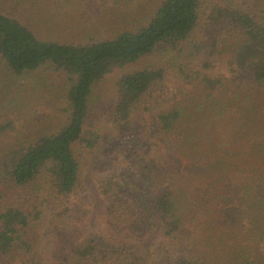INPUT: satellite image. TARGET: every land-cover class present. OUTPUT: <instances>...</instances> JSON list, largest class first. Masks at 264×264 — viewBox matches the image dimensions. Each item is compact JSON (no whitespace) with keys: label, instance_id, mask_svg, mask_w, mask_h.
Returning a JSON list of instances; mask_svg holds the SVG:
<instances>
[{"label":"trees","instance_id":"trees-1","mask_svg":"<svg viewBox=\"0 0 264 264\" xmlns=\"http://www.w3.org/2000/svg\"><path fill=\"white\" fill-rule=\"evenodd\" d=\"M263 2L208 13L203 0H160L141 23L80 42L39 35L33 0H0L1 73L48 68L66 82L65 108L45 133L33 137L10 117L0 122V264H264ZM202 20L210 34L193 43ZM154 53L174 59L117 81L113 120L124 166L100 181L99 230L76 228L63 206L79 188L75 147L94 146L86 139L94 90ZM215 57L226 75L209 73ZM164 65H176L185 84L172 86ZM27 85L21 104H29ZM79 201L71 205L82 221ZM153 234L155 254L142 246Z\"/></svg>","mask_w":264,"mask_h":264},{"label":"rangeland","instance_id":"rangeland-1","mask_svg":"<svg viewBox=\"0 0 264 264\" xmlns=\"http://www.w3.org/2000/svg\"><path fill=\"white\" fill-rule=\"evenodd\" d=\"M160 0H33V26L37 33L43 37H62L84 41L91 36L107 38L110 36L109 30L127 27L132 22H140L144 18L151 16ZM206 12L209 6H251L256 0H203ZM264 1V0H263ZM264 3V2H263ZM147 16V17H146ZM53 19V20H51ZM205 19V17H204ZM57 21V22H54ZM142 22V21H141ZM140 22V23H141ZM211 27L202 20L197 29V35L193 43L205 40L210 34ZM107 30V31H106ZM208 39V38H207ZM194 46V45H193ZM174 59V55L154 53L143 58L141 61L127 65L123 68L115 69L101 83L97 85L91 99V110L87 124L86 139H94V146L88 147L86 144L75 147V154L80 165L79 188L76 196L67 200L63 208L71 207V214H67L64 221L74 225L76 228L96 232L99 230L100 217L104 211V198L100 194L99 184L104 178L118 174L123 169L120 158V145L117 142L116 128L114 124V105L117 102V81L127 73L140 70L148 65L169 62ZM184 63H189L190 69L201 68V61L193 58L192 61L185 56ZM218 63L215 70L209 73L213 75H226L227 71L224 62L219 58H213ZM166 62V63H167ZM179 64V63H177ZM166 68V77L174 87L184 85L185 82L179 76L176 65ZM204 71V70H202ZM2 71H0L1 73ZM23 83H28L30 100L24 103L18 96ZM65 78L45 68L38 72H31L23 76L11 74H0V122L6 118L15 121L16 127L27 134L37 136L51 129L52 119L56 113H60L65 108ZM27 89V90H28ZM135 125H141L140 115H135ZM79 199H83V210L86 216L83 220L77 215L79 211H74L71 203L79 204ZM85 205V206H84ZM77 208V207H76ZM62 210V209H60ZM87 212L89 213L87 215ZM48 211H46L45 225ZM82 217V216H81ZM50 219V218H49ZM191 229V228H190ZM192 231L187 236H192ZM158 234L149 236L142 242L145 250L152 254L158 253L161 245ZM19 251L17 254L19 255Z\"/></svg>","mask_w":264,"mask_h":264}]
</instances>
